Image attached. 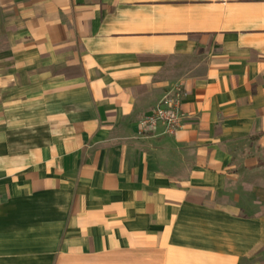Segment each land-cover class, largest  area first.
<instances>
[{"label": "crops", "instance_id": "1", "mask_svg": "<svg viewBox=\"0 0 264 264\" xmlns=\"http://www.w3.org/2000/svg\"><path fill=\"white\" fill-rule=\"evenodd\" d=\"M94 259L264 264V0H0V264Z\"/></svg>", "mask_w": 264, "mask_h": 264}, {"label": "built area", "instance_id": "2", "mask_svg": "<svg viewBox=\"0 0 264 264\" xmlns=\"http://www.w3.org/2000/svg\"><path fill=\"white\" fill-rule=\"evenodd\" d=\"M184 113L181 110L180 100L172 95L164 96L152 109L151 113L140 121L143 132H154L156 125L164 123L168 131L180 126Z\"/></svg>", "mask_w": 264, "mask_h": 264}, {"label": "rangeland", "instance_id": "3", "mask_svg": "<svg viewBox=\"0 0 264 264\" xmlns=\"http://www.w3.org/2000/svg\"><path fill=\"white\" fill-rule=\"evenodd\" d=\"M102 261H111V260H108V259H104V260H102V259H100V260H95V259L94 260H85V262H83V264H97L99 262H101L100 264H102ZM112 261H113V263L116 262V264H118L120 262H123V260H121V259H115V260H112ZM110 264H112V263H110Z\"/></svg>", "mask_w": 264, "mask_h": 264}]
</instances>
